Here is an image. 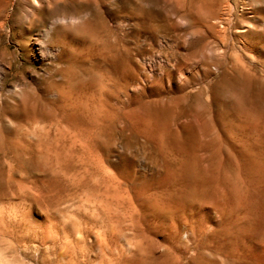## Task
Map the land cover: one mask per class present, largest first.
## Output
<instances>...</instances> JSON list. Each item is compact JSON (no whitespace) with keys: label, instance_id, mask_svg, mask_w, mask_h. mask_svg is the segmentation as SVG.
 Segmentation results:
<instances>
[{"label":"rangeland","instance_id":"rangeland-1","mask_svg":"<svg viewBox=\"0 0 264 264\" xmlns=\"http://www.w3.org/2000/svg\"><path fill=\"white\" fill-rule=\"evenodd\" d=\"M244 43L264 0H0V264H99L122 217L116 264H263L264 71H221L264 67Z\"/></svg>","mask_w":264,"mask_h":264},{"label":"bare ground","instance_id":"bare-ground-1","mask_svg":"<svg viewBox=\"0 0 264 264\" xmlns=\"http://www.w3.org/2000/svg\"><path fill=\"white\" fill-rule=\"evenodd\" d=\"M253 9H252V11H253ZM258 11H260V9ZM225 22H227L226 24L229 25L230 19H228ZM249 43H251V42H249ZM244 44H245L246 50L247 49L248 50L253 49L251 47H254V49L259 47V46L256 47L254 44H252V45H249L246 43H244ZM259 49L264 51V45L261 48L259 47ZM229 56H230L229 54L227 56L223 55L222 63L225 66L221 67V71L226 74V78H228L227 80L230 81V83L237 81L238 79L236 76H238L239 74H244V75H247L249 77L256 78L258 72L264 71V67H261V68L259 66L257 67V65L253 64L250 61L249 62L246 61L243 57L238 59V61H236L233 59L234 56H232V57L231 56L229 57ZM234 74H236V76ZM24 90L27 91L28 89L26 87H24L23 91ZM125 219H126V217H122V219L121 218H118V219L114 218L115 224L112 225V228L114 226L113 229L108 227L105 230V232H102L103 235H101V237H98V235H95L94 242L89 246L90 252L94 248H96L95 250H98V251H96L97 254H96V252L94 254L97 256L98 259L97 258L95 259V257H94L93 260H98L99 264H116V261L118 260V255H119V252H118V246L120 244L119 239H120V236L122 238L125 237L124 232L122 230V227H124L122 225V223L125 221ZM130 224L131 223H129V225ZM121 252H122V250H121ZM125 253L126 252H124V253L122 252L123 256L125 255ZM72 256H74L76 259H78L79 256H81L83 259L80 262L79 261H77V262L72 261L73 263L71 262L70 264H92L93 263V261L90 259L89 254L85 250V247H84V249L83 248L80 249L78 254L73 253ZM91 261H92V263H91ZM96 264H97V262H96Z\"/></svg>","mask_w":264,"mask_h":264}]
</instances>
